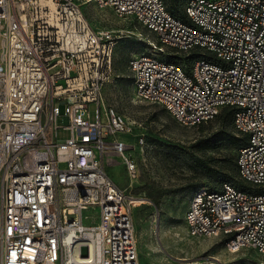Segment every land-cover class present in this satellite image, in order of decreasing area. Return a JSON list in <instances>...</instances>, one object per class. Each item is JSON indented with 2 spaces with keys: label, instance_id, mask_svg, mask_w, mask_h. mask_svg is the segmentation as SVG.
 Listing matches in <instances>:
<instances>
[{
  "label": "built area",
  "instance_id": "built-area-1",
  "mask_svg": "<svg viewBox=\"0 0 264 264\" xmlns=\"http://www.w3.org/2000/svg\"><path fill=\"white\" fill-rule=\"evenodd\" d=\"M46 1L0 0V264H139L136 200L106 167L120 158L137 178L130 152L144 151L146 128L102 109V92L119 42L142 35L94 28L88 4L155 36L149 53L128 63L136 100L185 126L234 109L247 141L239 178L261 191L201 185L184 220L192 237H223L231 253L264 255V0H187L184 19L164 0H50L54 13ZM165 47L196 56L190 65L161 60ZM60 106L66 140L57 137Z\"/></svg>",
  "mask_w": 264,
  "mask_h": 264
},
{
  "label": "rangeland",
  "instance_id": "rangeland-1",
  "mask_svg": "<svg viewBox=\"0 0 264 264\" xmlns=\"http://www.w3.org/2000/svg\"><path fill=\"white\" fill-rule=\"evenodd\" d=\"M165 3L170 7L174 1L165 0ZM83 9L89 22L96 28H123L142 35L141 39L131 37L119 42L114 52L112 75L102 92V109L113 108L129 121L143 123L146 128L144 151L137 146L130 152L137 164V178L130 177L120 158H115L116 164L106 167L113 181L136 200V205L132 206V216L139 264H264V255L254 250L229 252L223 237L196 238L188 234L184 220L188 202L195 186L210 182L205 173L196 169L191 153L197 154L199 140L216 131L218 125L208 121L197 126H185L162 106L136 100L128 63L134 54L149 53L147 40L155 41L154 34L134 18L119 19L111 9H102L95 4L83 5ZM181 13H184V8ZM176 51L165 47L164 52L156 53V56L161 60L179 56L187 65L193 63L191 54ZM206 54L211 60L216 59L214 54ZM60 108L61 116L56 121L59 127L57 137L66 140L70 132L62 128L64 106ZM97 109V104H90L88 113L91 121L96 119ZM121 138L125 141L130 139L125 135ZM160 144L171 148L164 151ZM234 156H238V151L234 149L206 154V157L216 160ZM230 184L245 192L252 189L261 191L258 186L241 178ZM223 185L215 191H220ZM85 214L91 215V211Z\"/></svg>",
  "mask_w": 264,
  "mask_h": 264
},
{
  "label": "trees",
  "instance_id": "trees-1",
  "mask_svg": "<svg viewBox=\"0 0 264 264\" xmlns=\"http://www.w3.org/2000/svg\"><path fill=\"white\" fill-rule=\"evenodd\" d=\"M165 1V0H164ZM174 4L169 7L171 13L176 16L184 17L181 13L182 9L185 7L187 0H171ZM200 50L195 51L198 53ZM196 54H192L190 57H195ZM169 62L173 63H183L184 60L178 56H172L167 58ZM165 110V109H164ZM166 111V110H165ZM167 112V111H166ZM233 115L234 109L224 108L222 112L210 122H215L218 125L216 131L212 132L210 135L203 137L199 140L197 146V154L195 152L191 153V160L196 164V169L202 173H205L210 182L208 184H199L195 186L194 190L201 186H208L211 190H219L222 184H230L239 178L237 157H226L224 160H216L215 158H208L206 154L211 153H221L224 150H239L246 145V138L237 134L233 125ZM170 119V118H169ZM164 151L171 148L164 144H160ZM162 150V151H163Z\"/></svg>",
  "mask_w": 264,
  "mask_h": 264
},
{
  "label": "bare ground",
  "instance_id": "bare-ground-1",
  "mask_svg": "<svg viewBox=\"0 0 264 264\" xmlns=\"http://www.w3.org/2000/svg\"><path fill=\"white\" fill-rule=\"evenodd\" d=\"M45 3H47L50 6L51 12L54 13V11H55V5L52 3V1L47 0Z\"/></svg>",
  "mask_w": 264,
  "mask_h": 264
},
{
  "label": "crops",
  "instance_id": "crops-1",
  "mask_svg": "<svg viewBox=\"0 0 264 264\" xmlns=\"http://www.w3.org/2000/svg\"><path fill=\"white\" fill-rule=\"evenodd\" d=\"M89 5V4H88ZM82 8H83V6H82ZM83 11H84V9H83ZM94 27V26H93ZM94 28H96V27H94ZM96 29H104V28H96ZM119 29H123V28H119ZM119 29H112V30H119ZM109 30H111V29H109ZM110 176V175H109Z\"/></svg>",
  "mask_w": 264,
  "mask_h": 264
}]
</instances>
